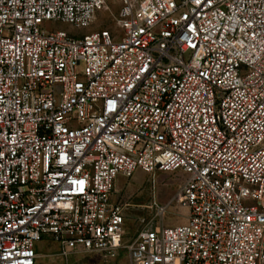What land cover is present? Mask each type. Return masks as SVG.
<instances>
[{"label": "built area", "instance_id": "2783aa9c", "mask_svg": "<svg viewBox=\"0 0 264 264\" xmlns=\"http://www.w3.org/2000/svg\"><path fill=\"white\" fill-rule=\"evenodd\" d=\"M138 171L185 176L186 224L153 200L127 239ZM45 241L66 264H264V0H0V264Z\"/></svg>", "mask_w": 264, "mask_h": 264}, {"label": "rangeland", "instance_id": "374dc122", "mask_svg": "<svg viewBox=\"0 0 264 264\" xmlns=\"http://www.w3.org/2000/svg\"><path fill=\"white\" fill-rule=\"evenodd\" d=\"M111 26V24H109ZM59 30L72 31L68 25H59ZM94 28L86 30L91 32ZM185 176L180 173H164L157 171L147 174L142 171L135 173L134 177L127 180L120 178L117 181L115 199L126 206L127 239H132L142 228V224L149 218L148 207L153 200L167 206L163 218L166 227L181 226V222L188 217L187 205L180 201L182 185ZM38 264H66L59 256V249L55 243L45 241L39 245ZM70 264H129L128 255L124 253L120 259L106 263L100 256L75 257L70 259Z\"/></svg>", "mask_w": 264, "mask_h": 264}, {"label": "crops", "instance_id": "0c3cea01", "mask_svg": "<svg viewBox=\"0 0 264 264\" xmlns=\"http://www.w3.org/2000/svg\"><path fill=\"white\" fill-rule=\"evenodd\" d=\"M188 216H189V213H188ZM187 221H188V217H187L186 219H184V220L181 222V224H186Z\"/></svg>", "mask_w": 264, "mask_h": 264}]
</instances>
